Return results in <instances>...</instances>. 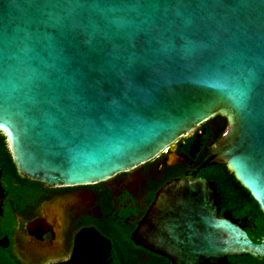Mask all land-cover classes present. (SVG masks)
I'll return each instance as SVG.
<instances>
[{
	"label": "water",
	"instance_id": "water-1",
	"mask_svg": "<svg viewBox=\"0 0 264 264\" xmlns=\"http://www.w3.org/2000/svg\"><path fill=\"white\" fill-rule=\"evenodd\" d=\"M216 116L227 124L209 153L156 191L132 233L172 264L264 260V237L220 212L203 174L226 165L264 212V0H0V133L21 179L95 185L193 133L194 155ZM3 197L0 183V215ZM109 250L81 229L68 264Z\"/></svg>",
	"mask_w": 264,
	"mask_h": 264
},
{
	"label": "flooded vegetation",
	"instance_id": "flooded-vegetation-1",
	"mask_svg": "<svg viewBox=\"0 0 264 264\" xmlns=\"http://www.w3.org/2000/svg\"><path fill=\"white\" fill-rule=\"evenodd\" d=\"M224 129L202 125L194 155L193 133L188 148L182 139L174 150L167 148L153 160L95 185L54 188L36 182L14 183L15 192L4 189L0 264H68L75 256L76 235L84 228H94L109 240L104 264H172L135 243L132 233L156 191L199 165ZM207 133L210 137L204 140ZM171 155L177 158L170 165Z\"/></svg>",
	"mask_w": 264,
	"mask_h": 264
},
{
	"label": "trees",
	"instance_id": "trees-1",
	"mask_svg": "<svg viewBox=\"0 0 264 264\" xmlns=\"http://www.w3.org/2000/svg\"><path fill=\"white\" fill-rule=\"evenodd\" d=\"M217 124L224 129L226 119L216 116L206 124ZM210 135L207 133L204 140ZM194 135L186 137L187 148L191 143ZM202 160V159H201ZM201 160L199 162H201ZM0 183L6 192H15L14 183H36L21 179L14 168L9 149L3 134L0 133ZM204 177L207 178L216 188L221 200L220 212L229 211L230 215L246 225V231L254 242H259L264 237V212L258 204L252 199L248 191L242 187L231 174L226 165L212 164L206 167ZM231 264H264V260L253 258L249 255L228 257Z\"/></svg>",
	"mask_w": 264,
	"mask_h": 264
}]
</instances>
